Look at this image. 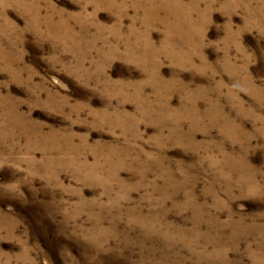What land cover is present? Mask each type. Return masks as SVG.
Returning a JSON list of instances; mask_svg holds the SVG:
<instances>
[{"label":"rangeland","instance_id":"rangeland-1","mask_svg":"<svg viewBox=\"0 0 264 264\" xmlns=\"http://www.w3.org/2000/svg\"><path fill=\"white\" fill-rule=\"evenodd\" d=\"M0 264H264V0H0Z\"/></svg>","mask_w":264,"mask_h":264}]
</instances>
